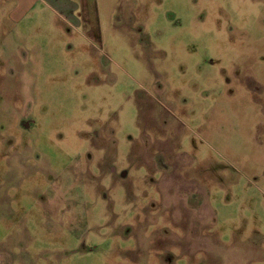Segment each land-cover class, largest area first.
Wrapping results in <instances>:
<instances>
[{
	"label": "rangeland",
	"instance_id": "1",
	"mask_svg": "<svg viewBox=\"0 0 264 264\" xmlns=\"http://www.w3.org/2000/svg\"><path fill=\"white\" fill-rule=\"evenodd\" d=\"M62 1L0 0V264H264V0Z\"/></svg>",
	"mask_w": 264,
	"mask_h": 264
},
{
	"label": "crops",
	"instance_id": "2",
	"mask_svg": "<svg viewBox=\"0 0 264 264\" xmlns=\"http://www.w3.org/2000/svg\"><path fill=\"white\" fill-rule=\"evenodd\" d=\"M2 1L3 4L5 5L13 4V8L8 12L6 18L8 20L14 21L15 23H18L21 19H23L24 16H26L39 2V0H2ZM49 1L53 2L55 4V7L58 9H64V7H66L64 6L65 3H63L65 1L62 0H55V1L49 0ZM43 3L46 4L47 7L50 8L52 12H54L53 8L49 7L50 4L48 3V0H42V5ZM66 10L68 11V9Z\"/></svg>",
	"mask_w": 264,
	"mask_h": 264
}]
</instances>
